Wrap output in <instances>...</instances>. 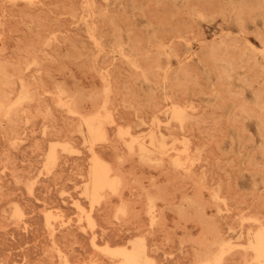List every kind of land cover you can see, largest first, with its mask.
Instances as JSON below:
<instances>
[{
	"label": "rangeland",
	"instance_id": "obj_1",
	"mask_svg": "<svg viewBox=\"0 0 264 264\" xmlns=\"http://www.w3.org/2000/svg\"><path fill=\"white\" fill-rule=\"evenodd\" d=\"M0 92V264H264V0H0Z\"/></svg>",
	"mask_w": 264,
	"mask_h": 264
},
{
	"label": "bare ground",
	"instance_id": "obj_2",
	"mask_svg": "<svg viewBox=\"0 0 264 264\" xmlns=\"http://www.w3.org/2000/svg\"><path fill=\"white\" fill-rule=\"evenodd\" d=\"M1 93V92H0ZM98 122V121H97ZM96 129V128H95ZM94 131V130H93ZM99 134V133H98ZM176 162V161H175ZM96 163H99L98 161L96 162ZM104 163V162H103ZM103 163H101V165H102V169H101V171H99V173H100V175H98V177H96V179H95V181H96V183H95V186L98 184V183H102V184H104V182L103 181H105V176H107V173L109 172V168L106 166V165H108V164H106L105 165V163L103 164ZM97 174V173H96ZM108 179V178H107ZM114 181H115V179H114ZM101 184V185H102ZM87 187V186H86ZM96 190V189H95ZM121 249V248H120ZM258 249V248H257ZM123 251V250H122ZM120 254V253H119ZM262 255V254H261ZM259 257V256H258ZM134 258V256L132 255L129 259H133ZM263 258V257H262ZM144 260V259H143ZM125 261V260H124ZM127 264V263H126Z\"/></svg>",
	"mask_w": 264,
	"mask_h": 264
}]
</instances>
